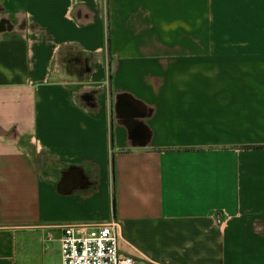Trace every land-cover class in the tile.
Wrapping results in <instances>:
<instances>
[{"label":"crops","instance_id":"obj_1","mask_svg":"<svg viewBox=\"0 0 264 264\" xmlns=\"http://www.w3.org/2000/svg\"><path fill=\"white\" fill-rule=\"evenodd\" d=\"M112 218L136 264H264V0H0V264Z\"/></svg>","mask_w":264,"mask_h":264},{"label":"built area","instance_id":"obj_2","mask_svg":"<svg viewBox=\"0 0 264 264\" xmlns=\"http://www.w3.org/2000/svg\"><path fill=\"white\" fill-rule=\"evenodd\" d=\"M221 215L217 222L221 223ZM62 230V264H136L120 250V223L112 218L104 223L75 222L59 226Z\"/></svg>","mask_w":264,"mask_h":264}]
</instances>
